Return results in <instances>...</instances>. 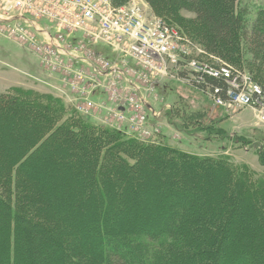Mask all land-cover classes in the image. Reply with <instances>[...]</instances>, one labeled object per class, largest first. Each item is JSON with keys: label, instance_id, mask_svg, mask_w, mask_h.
<instances>
[{"label": "trees", "instance_id": "trees-1", "mask_svg": "<svg viewBox=\"0 0 264 264\" xmlns=\"http://www.w3.org/2000/svg\"><path fill=\"white\" fill-rule=\"evenodd\" d=\"M145 1L175 26L171 14L192 13L183 33L243 68L239 0ZM246 39L264 62V7ZM256 69L248 71L264 88ZM202 76L194 87L227 97V77ZM25 92L0 93V264H264V173L65 119L63 100ZM73 230L84 234L80 252L68 247L81 238Z\"/></svg>", "mask_w": 264, "mask_h": 264}, {"label": "built area", "instance_id": "built-area-1", "mask_svg": "<svg viewBox=\"0 0 264 264\" xmlns=\"http://www.w3.org/2000/svg\"><path fill=\"white\" fill-rule=\"evenodd\" d=\"M21 22L44 36L54 53L72 62L70 79L66 81L73 96L69 101L77 109L90 111L97 105L91 93L99 85H108L113 103L109 101V115L103 121L112 128L133 133L142 140L152 138L151 126L143 122L120 125L110 121V115L135 120L132 104L160 123L162 110L150 112L157 101L147 93L171 78L194 85L202 82V74L224 75L228 79L225 98L208 87L202 90L214 105L227 111L232 107L258 106L256 117L264 125V88L251 73L208 53L177 26L155 15L145 0L123 4L113 0H0V24ZM182 70L187 71L186 76ZM117 77L125 79L133 96L114 90Z\"/></svg>", "mask_w": 264, "mask_h": 264}, {"label": "rangeland", "instance_id": "rangeland-1", "mask_svg": "<svg viewBox=\"0 0 264 264\" xmlns=\"http://www.w3.org/2000/svg\"><path fill=\"white\" fill-rule=\"evenodd\" d=\"M238 7L246 15L247 20V25L244 28L246 34L242 38L243 68L255 73L259 66L264 70V62H261L248 50L246 37L255 17L264 7V0H239ZM153 13L165 17L162 13ZM171 15L169 17H173L181 26L177 24L182 33L191 29L189 21L194 17L192 13L181 11L178 17L174 14ZM21 32L26 33L27 36H23ZM183 34L189 37L185 33ZM72 65V62L68 61L65 56L54 53L46 38L36 34L26 23L0 24V93L11 92L22 95L25 91H30V94H34V92L50 94L63 100L65 119L74 114L76 117L80 116L81 120L98 127L112 128L103 121L109 115L108 108L113 103L109 100L111 89H108L106 83L99 85L91 93L90 96L97 102V105L86 113L77 109L75 104L69 101L73 98L72 90L67 84L70 79L68 78L69 66ZM116 79L113 88L117 93L126 97L134 95L125 79L122 77ZM147 94L148 97L157 101V103H153L154 107L161 108L164 113L160 123L154 122L144 109H136V106H132V104L130 107L135 110L133 113L135 120L122 117L113 118L110 115V121L113 119L117 124L123 123L129 126H133L134 122L138 124L143 122L145 125L151 126L150 135L152 138L142 140L141 137H137L139 141L168 143L191 153L226 157L234 164L247 166L258 174L264 173V156L261 157L259 154L260 151H263L262 155H264V125L260 124L256 117L258 106H255L256 108L253 107L254 105L232 107L227 111L214 105L210 98L194 87L191 82L178 78H171L165 85H157L153 92ZM172 107L175 108L176 115L168 116L167 113ZM197 119H200L201 123ZM184 129L186 132L182 131ZM123 133L129 137L134 136L130 132L123 131ZM152 165L156 166L154 162ZM71 210L75 217L78 215L76 219L82 217L80 207L77 209L73 206ZM69 234L74 237L81 235L77 230H73ZM83 236L84 234L81 235L77 248L74 249L69 243V249L76 252L83 250ZM42 253L45 255L44 251L40 252V254ZM28 254L30 257H35V253L31 249L28 250ZM135 255L133 258H136ZM121 256L130 260L129 254H121ZM45 258L44 256L43 259L46 262Z\"/></svg>", "mask_w": 264, "mask_h": 264}, {"label": "bare ground", "instance_id": "bare-ground-1", "mask_svg": "<svg viewBox=\"0 0 264 264\" xmlns=\"http://www.w3.org/2000/svg\"><path fill=\"white\" fill-rule=\"evenodd\" d=\"M39 28H41V27H39ZM143 95V94H142ZM144 96V95H143ZM156 103V102H155ZM150 110V112H152L153 110H155L157 113H158V111H160L161 110V108H157L156 106H155V108L153 107L152 109H149ZM152 110V111H151ZM159 115H160V117H161V119H162V117H163V115H164V113H163V111H161V112H159Z\"/></svg>", "mask_w": 264, "mask_h": 264}]
</instances>
